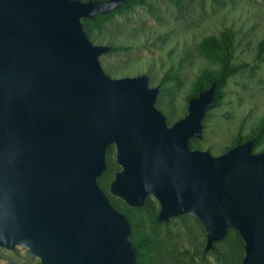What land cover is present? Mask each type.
Wrapping results in <instances>:
<instances>
[{
    "label": "water",
    "instance_id": "95a60500",
    "mask_svg": "<svg viewBox=\"0 0 264 264\" xmlns=\"http://www.w3.org/2000/svg\"><path fill=\"white\" fill-rule=\"evenodd\" d=\"M127 0H0V249L39 264H138L132 209L157 202L156 220L187 215L205 232L204 255L230 230L240 264H264V151L255 139L220 155L203 138L216 85L169 124L146 75L112 78L84 21ZM115 150L107 191L99 179Z\"/></svg>",
    "mask_w": 264,
    "mask_h": 264
},
{
    "label": "rangeland",
    "instance_id": "374dc122",
    "mask_svg": "<svg viewBox=\"0 0 264 264\" xmlns=\"http://www.w3.org/2000/svg\"><path fill=\"white\" fill-rule=\"evenodd\" d=\"M147 1L149 7L134 5L131 10L105 20L93 31L90 40L95 45L126 48L110 50L101 56V66L112 78L146 75L149 86L159 88L157 99L161 98L165 108L159 110L167 120L169 114L168 122L172 124L186 114L200 74L204 70L218 69L217 64L202 54V40L231 30L235 36L233 63L238 71L223 88L220 104L207 111L203 138L198 141L200 150H209L212 155L223 154L234 146L238 135L242 138L250 135L264 116V53L260 57L258 50L264 37V0H181L179 5L170 0ZM259 149V152L264 151V141ZM114 156L113 148L110 159L117 170ZM114 171L110 173L111 178ZM151 200L156 209L154 216L146 207L132 209L119 200L128 212L132 211V219L139 224L143 261L148 264L231 261L232 238L225 236L226 241L222 242L223 239L215 245V252L202 255L205 232L201 224L187 215L167 224L159 223L156 220L159 206ZM0 264L39 262L31 259L26 250L15 248L13 251L0 249Z\"/></svg>",
    "mask_w": 264,
    "mask_h": 264
},
{
    "label": "trees",
    "instance_id": "16d2710c",
    "mask_svg": "<svg viewBox=\"0 0 264 264\" xmlns=\"http://www.w3.org/2000/svg\"><path fill=\"white\" fill-rule=\"evenodd\" d=\"M87 1V0H85ZM96 1V0H92ZM175 5H179L181 0H170ZM134 5L139 6H146L149 7V3L147 0H127L126 4L121 6L117 11L111 12L107 15L103 16H97L93 21L85 20L84 21V30L86 31L89 38L93 37V31L96 28H99L101 24L111 18L115 14H120L124 11H129L132 9ZM234 40L235 36L234 33L231 30H225L222 33L219 34L218 37L214 36H208L204 38L201 42L200 49L202 51V54L205 56V58L218 65V69L215 71L211 70H204L200 76L197 78L194 91L191 93L192 96H196L199 91L206 90L209 88V86L212 83H215L216 85V99H215V105H219L221 99L224 96L223 88L226 86L227 81L237 73L238 67L234 65L233 63V51H234ZM125 47L122 46H114L111 48L112 51H118V50H125ZM258 50L260 57H262V54L264 53V37L261 39ZM156 106L158 109L164 111V103L161 101V98L159 97L156 102ZM167 114V113H166ZM168 120L170 121V116L167 114ZM255 139V143L253 145V152L257 153L260 151L259 146L264 141V116L259 121L258 125L252 129L250 135L242 138L238 135L237 139L234 142V146L236 144L243 143L246 140ZM189 146L191 149H199V143L197 140L192 139L189 142ZM113 152V148L111 147L108 151V172L107 174L103 175L99 179L100 186L105 190L108 187V182L111 179L110 173H112L115 170V166L112 163L110 157ZM110 202L122 213H125L129 220L131 221L133 225V232L131 235V242L132 245L135 248L138 264H148L147 262L143 261V252L141 251V244L140 239H138V228L139 224L132 219L131 212H128L126 207H124L121 202L117 199L109 198ZM146 210H152L151 213L154 216L155 215V205L154 202H152L151 199L147 200ZM141 211V210H140ZM157 224V222H156ZM232 238L234 241V250L231 253V261H223V264H240L242 256H243V242L242 240L235 236L232 231H228L226 234V238ZM225 238V239H226ZM223 240L222 242L226 241ZM153 263V262H152ZM155 264V262H154Z\"/></svg>",
    "mask_w": 264,
    "mask_h": 264
}]
</instances>
